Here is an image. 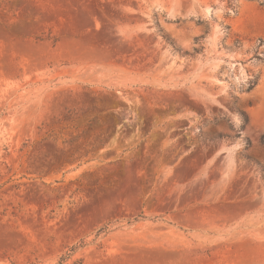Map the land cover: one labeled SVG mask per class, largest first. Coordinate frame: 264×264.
I'll list each match as a JSON object with an SVG mask.
<instances>
[{
    "label": "rangeland",
    "instance_id": "374dc122",
    "mask_svg": "<svg viewBox=\"0 0 264 264\" xmlns=\"http://www.w3.org/2000/svg\"><path fill=\"white\" fill-rule=\"evenodd\" d=\"M0 264H264V0H0Z\"/></svg>",
    "mask_w": 264,
    "mask_h": 264
},
{
    "label": "trees",
    "instance_id": "16d2710c",
    "mask_svg": "<svg viewBox=\"0 0 264 264\" xmlns=\"http://www.w3.org/2000/svg\"><path fill=\"white\" fill-rule=\"evenodd\" d=\"M261 43H263L262 41H261ZM245 121L247 122L248 121V118H247V116L245 115Z\"/></svg>",
    "mask_w": 264,
    "mask_h": 264
}]
</instances>
